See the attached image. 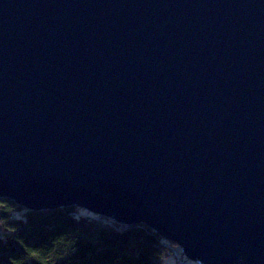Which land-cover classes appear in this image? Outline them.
Instances as JSON below:
<instances>
[{
  "label": "water",
  "instance_id": "obj_1",
  "mask_svg": "<svg viewBox=\"0 0 264 264\" xmlns=\"http://www.w3.org/2000/svg\"><path fill=\"white\" fill-rule=\"evenodd\" d=\"M0 200L264 264V0H0Z\"/></svg>",
  "mask_w": 264,
  "mask_h": 264
},
{
  "label": "trees",
  "instance_id": "obj_2",
  "mask_svg": "<svg viewBox=\"0 0 264 264\" xmlns=\"http://www.w3.org/2000/svg\"><path fill=\"white\" fill-rule=\"evenodd\" d=\"M172 243L144 224L84 208L34 211L0 200V264H166ZM176 264H196L182 254Z\"/></svg>",
  "mask_w": 264,
  "mask_h": 264
},
{
  "label": "bare ground",
  "instance_id": "obj_3",
  "mask_svg": "<svg viewBox=\"0 0 264 264\" xmlns=\"http://www.w3.org/2000/svg\"><path fill=\"white\" fill-rule=\"evenodd\" d=\"M69 208V207H68ZM170 248H169V251H168V256H175V257H178V258H180L181 256H182V254L183 255H185L184 254V252H183V248L181 247V246H179V245H177V244H173V245H171V246H169ZM186 256V255H185ZM186 258H188L187 256H186ZM189 259V258H188ZM190 260V259H189ZM194 262V261H193ZM196 264H201L200 262H195Z\"/></svg>",
  "mask_w": 264,
  "mask_h": 264
},
{
  "label": "rangeland",
  "instance_id": "obj_4",
  "mask_svg": "<svg viewBox=\"0 0 264 264\" xmlns=\"http://www.w3.org/2000/svg\"><path fill=\"white\" fill-rule=\"evenodd\" d=\"M100 216V215H99ZM101 217H104V216H101ZM105 219H111V218H106L104 217ZM111 221H114L113 219H111ZM115 222V221H114ZM173 245V244H172ZM168 254V253H167ZM165 261H166V264H176V262L178 261V257H175V256H167L165 258Z\"/></svg>",
  "mask_w": 264,
  "mask_h": 264
}]
</instances>
